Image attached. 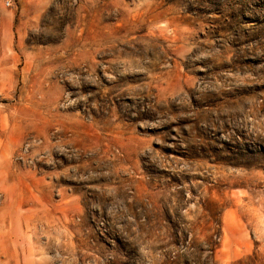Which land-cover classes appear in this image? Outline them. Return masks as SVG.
Segmentation results:
<instances>
[{"label": "rangeland", "instance_id": "1", "mask_svg": "<svg viewBox=\"0 0 264 264\" xmlns=\"http://www.w3.org/2000/svg\"><path fill=\"white\" fill-rule=\"evenodd\" d=\"M0 264H264V0H0Z\"/></svg>", "mask_w": 264, "mask_h": 264}, {"label": "built area", "instance_id": "2", "mask_svg": "<svg viewBox=\"0 0 264 264\" xmlns=\"http://www.w3.org/2000/svg\"><path fill=\"white\" fill-rule=\"evenodd\" d=\"M7 4H8L9 6H11V4H12V0H7ZM25 151H27V147L25 148Z\"/></svg>", "mask_w": 264, "mask_h": 264}]
</instances>
